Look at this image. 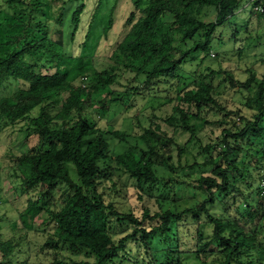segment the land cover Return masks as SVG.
Segmentation results:
<instances>
[{"label": "trees", "instance_id": "trees-1", "mask_svg": "<svg viewBox=\"0 0 264 264\" xmlns=\"http://www.w3.org/2000/svg\"><path fill=\"white\" fill-rule=\"evenodd\" d=\"M60 1L0 0V87L8 80L19 84L0 98V133L17 138L0 157L7 156L14 190L21 188L16 199L25 200L13 219L0 220V264H264V74L242 105L252 111L247 119L219 100L223 90H248L255 76L235 81L195 57L208 53L216 27L246 0L134 2L120 25L110 19L103 27L93 53L87 46L100 2L80 27L84 0ZM210 12L214 18L205 20ZM65 34L72 47L77 42L76 55L64 50ZM99 60L108 67L98 69ZM123 77L130 78L126 85ZM160 84L175 90L164 104L170 111L157 115L163 105L149 106L144 126L137 105ZM112 106L138 107L131 133L97 125L95 117ZM211 113L222 117L209 119ZM212 126L220 127L215 143L202 144L200 133ZM178 133L187 135L183 142ZM108 136L118 143L131 138L144 148L110 152ZM192 145L193 162L175 163L174 150L189 154ZM178 168L196 171L188 175L192 183L176 174ZM106 182L107 201L99 190ZM184 185L200 200L165 208L166 201L177 202ZM130 188L144 204L139 215L111 200ZM151 200L153 209L146 206ZM100 218L109 238L104 250L91 244ZM186 228H192L193 247L183 241L191 232ZM30 231L45 235L33 251Z\"/></svg>", "mask_w": 264, "mask_h": 264}, {"label": "rangeland", "instance_id": "rangeland-1", "mask_svg": "<svg viewBox=\"0 0 264 264\" xmlns=\"http://www.w3.org/2000/svg\"><path fill=\"white\" fill-rule=\"evenodd\" d=\"M139 2L140 6H144L148 0H84L85 8L82 13V22L81 26L83 24H87L92 16L93 9L97 2H100V8L97 11L91 31L90 36V44L88 43L87 49L92 48V53L95 49V47L98 45L100 37L102 35V29L103 27L107 26L110 19L113 21V26L120 25L119 23H122L123 20L128 16L129 12L134 9V2ZM56 5H60V0H54ZM2 8V7H1ZM3 9V8H2ZM113 9V10H112ZM252 14V10L250 5L244 6L240 12H235L232 16H230L225 22L218 25L211 37L210 43H209V51L208 53H197L195 54V57L199 60V58L202 60L203 66H209L212 69L220 70V71H228L234 78L235 81L244 82L246 79L250 78L252 75L255 76V81L252 82L248 88L242 89L239 86L235 89L231 90H223L222 96L219 100V102L225 106V108L228 111H235L237 109L241 110V115L243 117H246L247 119H251L252 111L247 110L242 105L245 102L246 98L249 95H253L255 92H257L258 89V82L262 79L261 75L264 74V27L259 26L258 21H261V16L257 15L255 16V20H251L249 17ZM214 13L210 12L205 20L213 19ZM257 20V21H256ZM68 22V21H67ZM66 22V23H67ZM85 29V25H84ZM80 29H78L76 37L81 35ZM64 50L67 54L76 55L79 52V47L74 45L72 47L71 43H69L67 39V35H64ZM53 40L57 38L56 34H53ZM109 44L112 42V37H109ZM81 41L78 40V43ZM56 52H60L57 50ZM105 52V51H104ZM102 53V52H101ZM196 59V60H197ZM98 69H103L105 67H108V64L105 61L99 60V63L97 65ZM195 66H185V70L190 72L193 71ZM198 70V67H196ZM225 76L221 74L219 77L215 78V83H217L220 79H223ZM128 79L123 77L121 79L122 85H126L128 83ZM19 87V84L15 81L8 80L4 82V84L0 87V98L3 96H7L14 92ZM115 88L119 91H123V87L116 85ZM159 91V92H157ZM174 89H168L162 86L161 84L156 89H152L150 91H145L144 93H150L152 96L149 98L145 97V94L143 96V99L141 98V102L138 103L141 108V112L143 113L139 116L140 122L144 126L148 125V115L151 113V110H149V106L158 107L161 106V109H155V113L157 115L161 114V111L163 112V108L165 111L169 113L170 109L168 110L167 106H164V104L167 103V97H172L174 94ZM138 107L135 108H119L117 106H112L110 108V111L106 116L103 118L95 117L94 120H96V123L98 126H103L105 128H114L122 131H126L128 133L132 132V117L138 113ZM221 114H210L208 116L209 119H219L221 118ZM234 120L238 123L240 127L243 126V123L241 120H239L238 116H235ZM227 122L232 123V121L228 118ZM262 127H264V121L261 122ZM164 127V125H162ZM259 131V129H258ZM10 131L1 132L0 133V145L1 151L0 155L4 152L6 153L7 147L9 145V142L16 140L15 135H10ZM220 133V127L217 128L216 126L212 127H206L199 135L200 140L202 144H208V143H215L216 137H218ZM178 140L180 142H183L187 135L179 134L176 135ZM108 143H109V149L110 152L119 153L122 152L125 149L134 148L139 149L144 148L143 144L139 141H136L134 139L129 138L127 143H118L116 140L110 138L108 136ZM190 153L189 154H182L178 155L177 151L174 150V162L179 164L178 160H180V164L186 165L191 164L193 162L192 155L193 153H196L197 149L196 146L192 145L190 146ZM7 156H3V158L0 157V194H1V202H0V220L2 222L4 221H10L13 219V217L16 215V213L24 208V198L16 199L15 194L18 196L21 195V188L17 187L14 190V185L11 183L12 177H10L11 171L8 172L7 168V162L5 159ZM72 171L74 170L71 166ZM71 174V173H70ZM73 174V172H72ZM183 177L187 182H191L192 178H188L190 176H195L196 171L192 170H182L181 168L177 169V173ZM190 174V176H188ZM161 176H164V178H169L170 176L166 173H162ZM166 181V180H165ZM192 183V182H191ZM130 184V182L128 183ZM104 186H109V183L106 182L103 185H101V188L99 189L104 193V199L105 201L108 200V190L105 189ZM172 190V188H171ZM154 194H157V192L154 189ZM29 195L31 197H35L36 191H30ZM58 194L55 196L57 200ZM199 194L196 193L193 189L187 187L186 185L181 186V188L178 191L177 195V202L175 204H172L169 201H166L164 203L165 208L173 209V206L178 209H183L185 207H191L194 206L197 201L200 200ZM111 200H114L118 207H120L123 211H133L135 214H140V211L143 207V203L136 197V194L133 189H129V192L127 195L119 196V197H112ZM146 206L151 207L152 209L155 208L154 201H149ZM218 207L212 208V212H217ZM101 218L97 222L98 228L96 229V235L93 236L91 240V244H93L97 249H105L109 244V238L106 235V233L101 228ZM5 232L9 229L7 226L3 227ZM187 232L191 231L190 233H185L183 237L184 243L188 247H193V240L191 239L192 236V228L185 229ZM187 236V237H186ZM28 237L30 239V247L33 251V249H38L40 244L43 243L45 239V235H43L40 232H34L30 231L28 234ZM156 248L160 249L162 248L161 243L156 245ZM42 257V256H41ZM45 262H47L48 258L43 257Z\"/></svg>", "mask_w": 264, "mask_h": 264}, {"label": "built area", "instance_id": "built-area-1", "mask_svg": "<svg viewBox=\"0 0 264 264\" xmlns=\"http://www.w3.org/2000/svg\"><path fill=\"white\" fill-rule=\"evenodd\" d=\"M247 5H250L252 13L264 15V0H249ZM259 189L261 196H264V180L259 182Z\"/></svg>", "mask_w": 264, "mask_h": 264}, {"label": "crops", "instance_id": "crops-1", "mask_svg": "<svg viewBox=\"0 0 264 264\" xmlns=\"http://www.w3.org/2000/svg\"><path fill=\"white\" fill-rule=\"evenodd\" d=\"M249 1V0H248ZM248 1L246 0L245 2H244V4L236 11V12H240L241 11V9L244 7V6H246L247 5V3H248ZM249 6V5H248ZM255 16H257L256 14H254V13H252L251 15H250V19L251 20H255ZM261 16V21H258V23H259V26L261 27V26H263L264 27V16H262V15H260ZM257 21V20H256Z\"/></svg>", "mask_w": 264, "mask_h": 264}]
</instances>
